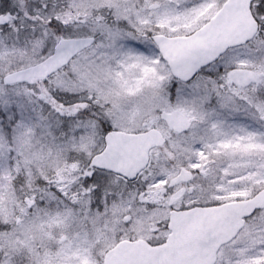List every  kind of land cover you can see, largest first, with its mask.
I'll return each instance as SVG.
<instances>
[{
    "label": "snow or ice",
    "instance_id": "1",
    "mask_svg": "<svg viewBox=\"0 0 264 264\" xmlns=\"http://www.w3.org/2000/svg\"><path fill=\"white\" fill-rule=\"evenodd\" d=\"M0 264H264V0H0Z\"/></svg>",
    "mask_w": 264,
    "mask_h": 264
}]
</instances>
